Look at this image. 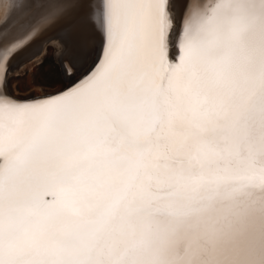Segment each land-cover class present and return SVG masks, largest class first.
<instances>
[{
	"label": "bare ground",
	"instance_id": "bare-ground-1",
	"mask_svg": "<svg viewBox=\"0 0 264 264\" xmlns=\"http://www.w3.org/2000/svg\"><path fill=\"white\" fill-rule=\"evenodd\" d=\"M43 7L0 0V264H264V0H156L130 81L102 86L110 41L70 91L19 103L7 66L62 33ZM55 36L11 82L54 81L87 31Z\"/></svg>",
	"mask_w": 264,
	"mask_h": 264
},
{
	"label": "snow or ice",
	"instance_id": "snow-or-ice-1",
	"mask_svg": "<svg viewBox=\"0 0 264 264\" xmlns=\"http://www.w3.org/2000/svg\"><path fill=\"white\" fill-rule=\"evenodd\" d=\"M68 2L74 7L64 9L62 4L55 0H39V3L44 5L40 15L44 10H57L51 18L59 20L58 25L62 33H67L76 25L82 26L87 31V37L76 43L71 55L62 59L59 65L60 75L68 81V87L74 86L80 78L93 72L103 57L105 45L110 41L112 42V55L102 86H118L130 81L139 69L143 54L151 42V32L156 22L155 13L158 11L156 0H68ZM70 16L74 19L71 22H64ZM101 23L105 25L106 34L104 35L98 30ZM13 29L12 21L0 26V47L6 39L12 36ZM113 33L115 34L114 41L112 40ZM89 38L96 40L97 46L85 56L83 46ZM42 43L43 41L39 40L32 47ZM31 50V48L26 49L25 53ZM23 54H18L14 63ZM65 61L71 63L76 73L75 76H69L64 68ZM45 65L37 68V77L42 74ZM4 75L5 87L9 89V95H11V80L8 79L7 71Z\"/></svg>",
	"mask_w": 264,
	"mask_h": 264
},
{
	"label": "rangeland",
	"instance_id": "rangeland-1",
	"mask_svg": "<svg viewBox=\"0 0 264 264\" xmlns=\"http://www.w3.org/2000/svg\"><path fill=\"white\" fill-rule=\"evenodd\" d=\"M62 35V33H58V34H56V36L55 37H58V35ZM54 36H52V37H49V38H45V39H41L40 41H43V43L42 44H45V45H47V44H49V45H53V42H54ZM42 44H40V45H37L36 47H32L31 49V52H27V53H25V54H23V55H21L20 57H18V59L15 61V63H14V61L12 62V63H10L9 65H8V68H7V76H8V79H9V75H10V80H11V77H13V76H18V74H19V72H20V70H22L24 67H26V65H27V63H30V62H32V60L33 61H35L36 60V57L35 56H37L38 55V53H40L39 51V49L41 48L40 46L42 45ZM40 47V48H39ZM37 48V49H36ZM34 50H39L38 52H37V54L33 57L32 55H31V53L34 51ZM57 53V52H56ZM60 55H62L61 53H57V56L58 57H60ZM33 58H32V57ZM29 58V59H28ZM18 61H20V62H18ZM60 61H62V59H60ZM25 63H26V65H25ZM25 65V66H24ZM21 66V67H20ZM24 66V67H23ZM65 66L67 67L68 65H67V63L65 62ZM67 69H68V67H67ZM59 77H62L60 74H58V75H53V78L55 79H59ZM54 80V81H51V82H46V81H44V80H42L41 82H35V81H33V80H30V79H28L27 78V86H24V83H21V82H11V85H10V91L13 93V94H16V95H20L21 97H25L26 96V94L27 93H30V92H38V91H40L41 89H43V88H46V89H49V90H53V89H55L56 87H58V81L59 80ZM44 81V82H43Z\"/></svg>",
	"mask_w": 264,
	"mask_h": 264
},
{
	"label": "water",
	"instance_id": "water-1",
	"mask_svg": "<svg viewBox=\"0 0 264 264\" xmlns=\"http://www.w3.org/2000/svg\"><path fill=\"white\" fill-rule=\"evenodd\" d=\"M66 87H67V86H64L63 88H61V89H59V90L52 91V92H45V93H42V94H39V95H35V96H32V97H36V96H40V95L48 94V93H53V92H58V91H60V90H63V89L66 88ZM5 89H6L7 94H9V89H8L7 87H6ZM10 92H11V91H10ZM11 96L16 97V98H20V99H28V97H26V98L18 97L19 95L13 94L12 92H11ZM32 97H29V98H32Z\"/></svg>",
	"mask_w": 264,
	"mask_h": 264
}]
</instances>
